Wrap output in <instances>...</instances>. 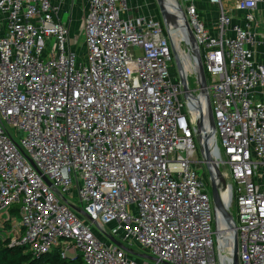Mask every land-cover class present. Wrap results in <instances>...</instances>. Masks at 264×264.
<instances>
[{"label":"built area","instance_id":"obj_1","mask_svg":"<svg viewBox=\"0 0 264 264\" xmlns=\"http://www.w3.org/2000/svg\"><path fill=\"white\" fill-rule=\"evenodd\" d=\"M67 1L0 0V241L44 264H225L211 164L239 264H264L263 0H208L213 26L177 2L206 72L210 161L184 25L177 43L130 0H87L81 52Z\"/></svg>","mask_w":264,"mask_h":264},{"label":"water","instance_id":"obj_2","mask_svg":"<svg viewBox=\"0 0 264 264\" xmlns=\"http://www.w3.org/2000/svg\"><path fill=\"white\" fill-rule=\"evenodd\" d=\"M160 13H161V17L164 20V22L166 23L167 26L168 22H167V16H169L171 13L170 11H168V4L166 0H155ZM180 13H181V23L184 25L185 29H186V33L187 36L189 38V42H190V46H191V50L192 53L196 59V64H197V74H198V82L199 85L201 87V94L203 95V97L205 98L206 104H207V115H208V122H209V133H205V138L203 140V147H204V152L205 155L207 157V160L210 161L211 160V153H210V145H209V141L211 139V137H214L215 131H216V127H215V120H214V115H213V111H212V107H211V102H210V98L208 96V90H207V78H206V72L204 69V65L202 62V58L200 55V51L198 49V44L197 41L194 37V34L189 26L188 20L184 14V12L182 11V9H179ZM183 84L185 86V88L187 89V82L185 80V78L183 79ZM200 129H203V123H202V118L200 120ZM207 169H208V175H209V182H210V186H211V193H212V202L214 205V209L215 211L220 214V216L222 217L223 221L227 224H230L233 220L232 215L227 211L225 204L222 200L221 194H220V189L218 186V182H217V177L212 169L211 164L207 165ZM217 174H219V171L217 170ZM112 241L117 244L119 247L124 248L119 242H117L116 240L112 239ZM233 264H239V258H238V241H237V235H234V251H233ZM144 258H149L152 259L148 256H143Z\"/></svg>","mask_w":264,"mask_h":264},{"label":"rangeland","instance_id":"obj_3","mask_svg":"<svg viewBox=\"0 0 264 264\" xmlns=\"http://www.w3.org/2000/svg\"><path fill=\"white\" fill-rule=\"evenodd\" d=\"M131 5L133 7H136V14H143L144 12L146 15L154 16V17H161V13L159 10V7L156 3L155 0H130ZM170 6H172V3L169 0H166ZM182 0H176V2H181ZM67 6L66 8L69 9L70 13H65L63 16V19L65 21H69L70 18L72 17V22L70 25L71 29V42H72V47L76 49L77 51L85 52V34H84V29H83V17L86 11L87 7V0H68L66 3ZM199 6L204 9V13L208 10L209 12L206 13V19H211L213 18V14L217 10V7H214L212 5L209 6L208 0H199ZM173 10L178 14L175 5L172 6ZM259 9L264 13V0L260 4ZM206 10V11H205ZM211 11V12H210ZM216 15V14H215ZM214 15V16H215ZM210 17V18H209ZM174 40L179 43L181 40V37H176L174 36ZM176 38V39H175ZM186 48V47H185ZM184 49V48H183ZM185 50V49H184ZM185 61V68L186 71L190 69L191 67V62H189V58H186ZM189 71V70H188ZM189 74H194V73H189ZM190 84H191V89L196 90L198 88V84L196 83V79L194 77L190 78ZM10 131L14 132L12 127H9ZM195 145H196V154L194 160L199 161L200 159L203 160V155H202V150H201V145L200 142L195 138ZM205 171L208 173L207 166L204 165ZM211 187L209 188V190ZM99 235V233H97ZM219 240L216 243V250L217 252L219 251ZM133 250H135L137 253L144 254L146 251L139 246L138 244H134ZM137 262H142V258L137 257Z\"/></svg>","mask_w":264,"mask_h":264},{"label":"bare ground","instance_id":"obj_4","mask_svg":"<svg viewBox=\"0 0 264 264\" xmlns=\"http://www.w3.org/2000/svg\"><path fill=\"white\" fill-rule=\"evenodd\" d=\"M172 3V6L175 5L176 10L178 7V3L176 2V0H169ZM168 4V2H167ZM172 6H170L168 4V11H170V15L167 16V22L169 27L172 30V33L174 34V36L176 37H181L183 38V32H182V28H181V17L180 15H178L175 10H173ZM178 12V10H177ZM176 39V38H175ZM197 105H200L201 108V118H202V123H203V131L204 133H209V122H208V115L207 112L205 110V104L203 103V101L198 100L197 101ZM204 106V108H203ZM214 141V138L211 137L210 141H209V145L210 147L212 146ZM219 226H220V237H219V244H220V253L222 256V259L225 261V264H231L232 262V254L234 251V241H233V236L230 235V233L228 232V227L225 225L223 220H219Z\"/></svg>","mask_w":264,"mask_h":264},{"label":"trees","instance_id":"obj_5","mask_svg":"<svg viewBox=\"0 0 264 264\" xmlns=\"http://www.w3.org/2000/svg\"><path fill=\"white\" fill-rule=\"evenodd\" d=\"M44 262H46L44 259H35L25 252V247L11 246L9 242L0 241V264H44ZM57 264H79V262L58 261Z\"/></svg>","mask_w":264,"mask_h":264},{"label":"crops","instance_id":"obj_6","mask_svg":"<svg viewBox=\"0 0 264 264\" xmlns=\"http://www.w3.org/2000/svg\"><path fill=\"white\" fill-rule=\"evenodd\" d=\"M68 2V1H67ZM66 2V3H67ZM131 2V1H130ZM65 6H66V4H65ZM132 6V5H131ZM210 6V5H209ZM132 8H134V13H136V7H133L132 6ZM201 10H202V12L204 11V9L202 8V6H201ZM206 11V10H205ZM207 12H209L208 10L206 11V13ZM211 12V11H210ZM260 12H262L261 10H260ZM206 13H204L203 12V16H204V18H205V20H206V22H207V24L208 25H210V26H213L214 25V22L216 21V19H217V10L215 11V13L213 14V18H211V19H206ZM263 13V12H262ZM216 14V15H215ZM139 15H146V13L144 12L143 14H139ZM215 15V16H214ZM263 15H264V13H263ZM154 17V16H153ZM210 18V17H209ZM70 21V20H69ZM69 21H67L68 23H69ZM262 25H264V24H262ZM261 36H263V34H260ZM136 256L137 257H140V258H144L143 256H145V255H141V254H136Z\"/></svg>","mask_w":264,"mask_h":264}]
</instances>
